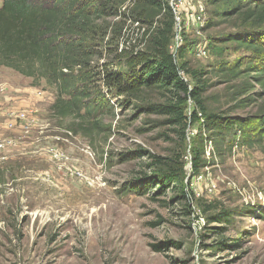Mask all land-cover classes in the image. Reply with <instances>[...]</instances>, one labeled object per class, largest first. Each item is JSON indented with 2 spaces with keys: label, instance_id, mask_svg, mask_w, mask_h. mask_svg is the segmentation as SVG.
Masks as SVG:
<instances>
[{
  "label": "rangeland",
  "instance_id": "rangeland-1",
  "mask_svg": "<svg viewBox=\"0 0 264 264\" xmlns=\"http://www.w3.org/2000/svg\"><path fill=\"white\" fill-rule=\"evenodd\" d=\"M174 12L171 52L183 51L189 71L203 72L199 83L183 77L191 86L211 85L202 94L208 109L232 111L241 79L221 82L218 71L252 57L224 42L251 30L249 23L241 16L219 22L209 0H186ZM123 24L104 20L108 48L99 65L118 67L116 48L137 44V26ZM54 94L43 81L0 67V264H264V142L230 146L239 139L235 131L224 155L210 159L207 141L201 162L209 164L194 175L201 122L169 125L166 116L136 108L164 103L159 92L122 108L109 98L115 117H101L112 126L107 141L75 135L74 119L52 113ZM263 102L232 115H250ZM194 109L188 101L185 115ZM136 151L145 153L121 162ZM176 172L179 182L162 190L153 184L145 194L125 192L129 184L146 187V177ZM219 216L229 221L216 222Z\"/></svg>",
  "mask_w": 264,
  "mask_h": 264
},
{
  "label": "trees",
  "instance_id": "trees-1",
  "mask_svg": "<svg viewBox=\"0 0 264 264\" xmlns=\"http://www.w3.org/2000/svg\"><path fill=\"white\" fill-rule=\"evenodd\" d=\"M214 16L224 23L233 16H241L251 30L224 42L247 50L252 57L246 62L237 59L221 66V82L241 79L233 92L236 108H245L264 99V0H209ZM119 18L130 21L137 44L119 50L118 67L110 63L99 65L107 28L104 20ZM123 24V25H124ZM175 14L169 0H1L0 3V67L41 81L54 91L52 113L59 119H74V134L90 140L103 136L107 141L112 126L101 118L105 113L115 117L116 99L119 107L130 106L148 91L159 92L164 103H144L136 107L146 115L166 116V124L185 126L201 122L200 146L191 152L194 175L215 156L222 157L225 138L239 132V139L230 146L259 145L264 142V102L245 117L232 115L233 110L219 112L204 105L202 94L211 85L191 86L182 73L197 79L203 72L189 71L182 61V52L175 55L171 44L175 36ZM128 43V41L126 42ZM109 44V43H108ZM197 83V84H198ZM255 86L259 89L255 90ZM234 88V87H233ZM105 91L107 95H105ZM192 101L195 109L191 117L185 115V105ZM210 142L209 160L201 162ZM145 152L120 155L121 162L140 158ZM158 163L162 164L159 158ZM169 166V165H167ZM178 173H162L146 177V187L129 184L125 192L145 194L153 184L160 190L178 183ZM126 187V186H125ZM210 207L207 209L208 212ZM229 218V216H228ZM219 216L215 221H229Z\"/></svg>",
  "mask_w": 264,
  "mask_h": 264
},
{
  "label": "built area",
  "instance_id": "built-area-1",
  "mask_svg": "<svg viewBox=\"0 0 264 264\" xmlns=\"http://www.w3.org/2000/svg\"><path fill=\"white\" fill-rule=\"evenodd\" d=\"M186 0H172V2H169L173 12H174V7L178 8L180 5L183 4V2H185ZM174 3V4H173ZM175 14V12H174ZM175 19H176V15H175ZM2 147V145H0V148Z\"/></svg>",
  "mask_w": 264,
  "mask_h": 264
}]
</instances>
